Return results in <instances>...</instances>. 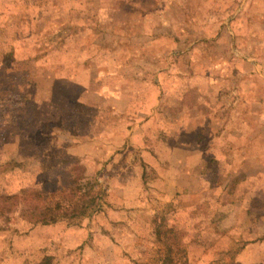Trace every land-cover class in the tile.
<instances>
[{
  "label": "rangeland",
  "instance_id": "rangeland-1",
  "mask_svg": "<svg viewBox=\"0 0 264 264\" xmlns=\"http://www.w3.org/2000/svg\"><path fill=\"white\" fill-rule=\"evenodd\" d=\"M262 127L264 0H0V193L79 160L101 206L19 202L0 264H264Z\"/></svg>",
  "mask_w": 264,
  "mask_h": 264
},
{
  "label": "trees",
  "instance_id": "trees-1",
  "mask_svg": "<svg viewBox=\"0 0 264 264\" xmlns=\"http://www.w3.org/2000/svg\"><path fill=\"white\" fill-rule=\"evenodd\" d=\"M63 41L59 40L60 45L68 46V39ZM73 161L70 166V179L66 181L71 184L70 188L61 186L48 195L33 188H22L14 193H0V217L7 218L15 211L19 202L23 203L20 215L28 217V220L34 224L48 225L98 211L101 206L96 201V182L88 177L86 167L79 160ZM168 254H171L169 248ZM171 261L172 258L168 255L164 264H169Z\"/></svg>",
  "mask_w": 264,
  "mask_h": 264
},
{
  "label": "crops",
  "instance_id": "crops-1",
  "mask_svg": "<svg viewBox=\"0 0 264 264\" xmlns=\"http://www.w3.org/2000/svg\"><path fill=\"white\" fill-rule=\"evenodd\" d=\"M264 129V127H262ZM261 131V130H260ZM264 233L259 238H253L240 251L239 254H264Z\"/></svg>",
  "mask_w": 264,
  "mask_h": 264
}]
</instances>
